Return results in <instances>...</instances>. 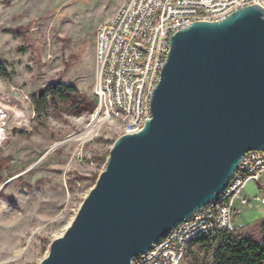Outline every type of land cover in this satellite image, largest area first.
Here are the masks:
<instances>
[{
    "label": "water",
    "instance_id": "1",
    "mask_svg": "<svg viewBox=\"0 0 264 264\" xmlns=\"http://www.w3.org/2000/svg\"><path fill=\"white\" fill-rule=\"evenodd\" d=\"M151 112L116 140L40 264H133L215 202L248 152L264 151V7L177 31Z\"/></svg>",
    "mask_w": 264,
    "mask_h": 264
},
{
    "label": "rangeland",
    "instance_id": "2",
    "mask_svg": "<svg viewBox=\"0 0 264 264\" xmlns=\"http://www.w3.org/2000/svg\"><path fill=\"white\" fill-rule=\"evenodd\" d=\"M124 1H0V63L8 72H0V91L22 86L31 98L11 120L18 132L0 148L7 162L0 171V264H40L124 132V124L100 109L96 94L97 30ZM18 28L21 34L9 31ZM57 83L77 88L73 100L49 94V107L39 115L35 95ZM249 209L239 216L244 227L235 234L261 242L264 212ZM212 256L197 243L182 264L211 262Z\"/></svg>",
    "mask_w": 264,
    "mask_h": 264
},
{
    "label": "built area",
    "instance_id": "3",
    "mask_svg": "<svg viewBox=\"0 0 264 264\" xmlns=\"http://www.w3.org/2000/svg\"><path fill=\"white\" fill-rule=\"evenodd\" d=\"M264 0H125L100 24L96 36L97 87L100 109L124 124L125 133L142 129L152 116L154 90L170 50V39L196 21H221L236 10ZM0 91V148L10 136L14 114L31 101L25 88ZM122 134V135H123ZM264 177V151L248 152L225 191L208 207L179 224L133 264H182L189 250L207 235L236 233L237 218L249 200L242 192ZM256 200L264 212V192Z\"/></svg>",
    "mask_w": 264,
    "mask_h": 264
},
{
    "label": "trees",
    "instance_id": "4",
    "mask_svg": "<svg viewBox=\"0 0 264 264\" xmlns=\"http://www.w3.org/2000/svg\"><path fill=\"white\" fill-rule=\"evenodd\" d=\"M1 1V0H0ZM21 34L22 28L9 30ZM0 72L8 75L7 70L0 63ZM75 86L64 87L61 83L51 85L42 97L35 95L34 103L36 112L41 115L49 107L48 95L71 102L72 93L76 92ZM75 105V104H74ZM75 107H78L76 105ZM106 161V160H105ZM7 162L0 159V171L7 167ZM2 196V194H0ZM263 239L255 241L249 236L236 235L231 232H218L201 238L198 242L207 253H212L211 262L206 260L202 264H264V222L260 226Z\"/></svg>",
    "mask_w": 264,
    "mask_h": 264
},
{
    "label": "crops",
    "instance_id": "5",
    "mask_svg": "<svg viewBox=\"0 0 264 264\" xmlns=\"http://www.w3.org/2000/svg\"><path fill=\"white\" fill-rule=\"evenodd\" d=\"M262 192H264V181H263V179L261 182H250L247 185V187L242 192V196L248 198L249 204L242 208V213L247 208H248V210H250L249 208H256L257 210H259V212L262 211L261 206L259 205L258 201L256 200V197ZM237 221H238V223L243 224L242 222L239 221V217L237 218Z\"/></svg>",
    "mask_w": 264,
    "mask_h": 264
}]
</instances>
